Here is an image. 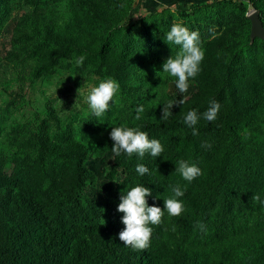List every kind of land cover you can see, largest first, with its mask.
<instances>
[{"label": "trees", "instance_id": "obj_1", "mask_svg": "<svg viewBox=\"0 0 264 264\" xmlns=\"http://www.w3.org/2000/svg\"><path fill=\"white\" fill-rule=\"evenodd\" d=\"M2 7L8 10L6 0H0V11ZM96 13L104 17L101 12ZM243 19L245 44L217 38L202 44L204 57L198 65L199 72L188 81L201 85L213 75L209 90L199 89L186 98L178 89H163L154 102L152 86L144 85L146 93L140 104L146 107L154 102L149 112L153 120L145 121L140 131L173 150L165 160L166 175L160 174L149 187L152 195L147 196V205L164 210L158 225H148L152 228L149 246L139 250L119 240L125 225L121 222L124 213L117 211L121 196L118 191L108 195L104 205L95 211L86 209L77 218L56 220V226L46 234L43 207L54 202L60 210L64 201L73 200V187L79 186L80 178L70 184L65 162L57 163L55 155H45L40 169L16 163L6 170L5 160L0 158V222L8 226L3 232L5 242L0 245V264H43L42 259L46 264H264V206L252 199L259 194L264 200V155L238 145L241 131L264 120V52L258 56L260 65L236 67L252 38L250 21ZM31 21L25 20L16 28L14 44L28 38ZM66 27L67 31L60 32L48 23L42 27V39L57 47L37 60L36 74L50 73L70 53L93 55L103 63L107 45L119 47L116 65L125 59L121 51L127 45L126 37L118 36L117 29L104 32L94 50L73 36L71 26ZM142 38L152 56L161 53L162 46H176L147 31ZM224 54L226 60H220L218 57ZM111 71L114 77L118 76V68ZM176 79L170 75L165 81L176 83ZM135 86L131 88L132 95L138 97ZM182 98L185 102L174 105L170 109L172 115L162 119V109ZM212 100L220 108L216 119L210 122L203 114ZM193 109L199 119L190 127L184 117ZM193 127L198 135H207L208 139L198 141L197 135L192 134ZM177 131L184 136L172 137ZM35 142L39 149L46 150L39 138ZM181 160L195 164L201 174L186 181L176 171ZM48 164L51 177L46 179L41 167ZM196 181L198 188L192 186ZM44 184L51 190L34 197V188ZM18 185L21 190L14 195L12 187ZM177 185L184 192L176 198L184 210L179 216H171L164 209V200L174 197L173 188ZM201 224L202 228L198 226ZM35 245L38 253L32 249Z\"/></svg>", "mask_w": 264, "mask_h": 264}, {"label": "rangeland", "instance_id": "obj_2", "mask_svg": "<svg viewBox=\"0 0 264 264\" xmlns=\"http://www.w3.org/2000/svg\"><path fill=\"white\" fill-rule=\"evenodd\" d=\"M6 3L8 10L2 7L0 11V158L5 160L6 170H11L16 163L40 169V160L45 155H55L57 163L65 162L70 184L80 178L79 186L73 187V200L64 201L60 210L54 202L43 207L41 216L46 234L56 226V220L74 219L86 209L101 208L105 198L114 191L126 194L138 184L149 188L160 174L166 175L165 160L173 150L164 143H161L160 157L156 158L149 153L142 159L136 153L129 156L121 152L116 156L111 151L112 127L141 130L145 121L153 120L149 112L161 91L177 89L176 83H166L170 75L162 72V65L167 58L177 55L180 46H162L161 53L152 56L147 53L142 38L146 31L166 41L172 25L180 24L199 33L201 48L204 42L215 38L242 45L246 43L243 18L250 21L256 14L262 31L259 36H252L249 49L236 67L249 69L260 65L258 56L264 52V43H261L264 41V0H6ZM98 11L103 18L98 16ZM25 20L33 22L28 27L29 36L14 44L15 30ZM47 23L58 32L67 31L66 26H71L73 36L94 50L104 32L117 29L118 36L126 37L127 45L121 51L125 59L116 65L119 47L107 45L103 63L93 55L70 53L50 73L36 74L37 60L47 50L57 47L42 39V27ZM33 26L37 29H32ZM80 56L85 60L82 66H77L76 59ZM218 58L226 60L227 56ZM114 67L119 70L117 77L111 71ZM109 77L119 83V91L109 102V110L97 117L92 114L87 97L92 87ZM213 78L210 76L201 85L188 81L184 97L189 98L199 89L209 90ZM148 84L152 86L154 102L143 106L144 111L137 120L135 109L141 105L146 93L144 85ZM132 86L138 97L132 95ZM171 136L179 139L184 133L177 131ZM195 137L198 141L208 139L207 135ZM35 138L42 141L46 150L38 148ZM238 145L264 155V120L241 131ZM137 164H143L149 172L139 175ZM48 166L41 167L46 179L51 177ZM192 186L198 188L197 181ZM12 188L14 195L21 190L19 185ZM50 190L49 185H38L33 196L39 197ZM7 228V224L0 222V245L5 242L3 232ZM32 249L39 252L36 245ZM44 262L47 261L42 259Z\"/></svg>", "mask_w": 264, "mask_h": 264}, {"label": "clouds", "instance_id": "obj_3", "mask_svg": "<svg viewBox=\"0 0 264 264\" xmlns=\"http://www.w3.org/2000/svg\"><path fill=\"white\" fill-rule=\"evenodd\" d=\"M168 42L180 46V51L177 55L167 58L163 63L162 69L164 73L176 77V87L181 94L188 90L189 78L195 77L199 72L198 65L203 60L204 52L200 46L199 33L197 31H189L187 27L180 24L172 25L170 31L166 35ZM85 60L84 56L76 59V65L82 66ZM119 83L113 78H106L99 82L97 86L91 88L87 97L89 108L93 115L99 117L105 114L110 108V101L119 91ZM60 101V100H59ZM61 105H62V101ZM184 99H179L170 102L162 109V119H167L172 115L170 109L174 105H182ZM211 106L203 114L208 121H214L217 117L220 105L215 100L210 102ZM144 111L143 105H138L135 109V119L140 118V113ZM199 116L195 109L187 112L184 117V122L192 127L196 125ZM192 134L198 135V131L193 127ZM113 146L111 151L119 156L121 152L127 153L129 156L133 153L138 154L142 159L145 153H149L153 158L160 157L163 147L159 140L149 139L148 134L132 127H112L110 132ZM210 147V145H208ZM176 171L188 182L201 174V169L195 164H189L186 161H179ZM157 171V169H156ZM136 172L143 176L149 172V169L143 164L136 165ZM174 197L164 200V209L171 216H179L184 210L183 204L176 199L183 196L184 192L179 185L173 188ZM152 191L143 185L132 187L126 194H121L120 203L117 211L124 213L121 217V222L125 225L124 229L119 233V240L125 246H131L134 249L143 250L149 246L152 228L148 225H158L161 222V217L164 210L155 205L148 206L145 197L151 196ZM254 202H258L264 206V200L259 194L252 196ZM203 227V225H198Z\"/></svg>", "mask_w": 264, "mask_h": 264}, {"label": "water", "instance_id": "obj_4", "mask_svg": "<svg viewBox=\"0 0 264 264\" xmlns=\"http://www.w3.org/2000/svg\"><path fill=\"white\" fill-rule=\"evenodd\" d=\"M249 19H250V22L252 25L251 35L253 37L259 36L260 32L262 31V28L260 26V22L256 16V14H253Z\"/></svg>", "mask_w": 264, "mask_h": 264}]
</instances>
